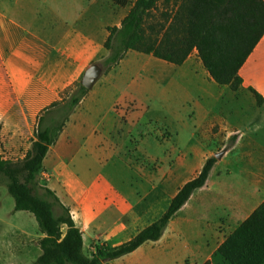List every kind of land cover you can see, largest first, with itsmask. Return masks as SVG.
I'll return each mask as SVG.
<instances>
[{"label":"crops","instance_id":"0c3cea01","mask_svg":"<svg viewBox=\"0 0 264 264\" xmlns=\"http://www.w3.org/2000/svg\"><path fill=\"white\" fill-rule=\"evenodd\" d=\"M136 1L0 0V134L5 150L27 156L40 119L92 64L109 56V28L121 27ZM168 1L177 10L182 5L181 0L177 7L175 0ZM151 57L129 51L102 75L50 148L41 175L49 172L56 179L54 192L82 232L84 252L91 254L100 244L120 246L158 221L179 190L215 157L206 185L175 215L162 238L111 264H233L220 248L264 203V103L258 105L252 92L264 100V37L240 71L239 92L250 107L235 102L221 113L230 86L218 85L192 55L181 66L168 63L176 77V96L192 104L187 145L171 132L167 140L185 158H169L168 168L165 160L148 176L141 164L130 166L136 181L88 184L78 165L88 158L96 161L110 149L111 125L120 122L128 105L123 75L132 64L151 63Z\"/></svg>","mask_w":264,"mask_h":264},{"label":"trees","instance_id":"16d2710c","mask_svg":"<svg viewBox=\"0 0 264 264\" xmlns=\"http://www.w3.org/2000/svg\"><path fill=\"white\" fill-rule=\"evenodd\" d=\"M159 1L168 0H137L122 22V27L109 28L110 36L105 43L109 56L100 63L103 69L119 65L129 51L152 55L181 66L196 50L203 66L218 85L230 86L235 90L240 88V71L264 37V0H190L192 8L183 20L176 21L175 17L174 21H156L147 25L144 14L150 16L149 11ZM181 1L184 4L178 13L186 8V0ZM153 26L157 28L155 36L148 33ZM176 32L178 34L174 36ZM75 86L76 90L62 101V107L57 111L62 120L55 137L52 135L53 127L43 124L50 110L40 119L34 150L28 154L25 163L31 178L41 175L50 148L56 144L70 116L89 93L81 82ZM73 88L69 87L65 93ZM252 92L258 105H262L263 98ZM216 162L215 157L207 160L199 175L179 190L158 221L120 246L97 245L90 256L84 252L82 232L76 226L69 208L62 204L55 192L44 188L55 198L63 211L62 215H57L50 203L34 197L27 185L18 181L16 173L20 164L4 161L1 156L0 186H6L14 197L16 212H30L36 218L42 235L39 240L42 255L35 264H111L146 243L159 241L175 215L197 190L206 185ZM219 252L233 264H243L233 262L237 257L248 258L249 262L244 264L264 263V203L229 237Z\"/></svg>","mask_w":264,"mask_h":264},{"label":"rangeland","instance_id":"374dc122","mask_svg":"<svg viewBox=\"0 0 264 264\" xmlns=\"http://www.w3.org/2000/svg\"><path fill=\"white\" fill-rule=\"evenodd\" d=\"M177 2L175 0V7L178 6ZM185 7L184 11L178 13L179 9L172 8L169 1H159L157 6L149 11L150 16L144 14V21H147V25L154 24L156 21H170L171 19L174 21L175 17H177L176 21H181L189 15L192 8L190 0L185 1ZM148 33L155 36L157 28L150 27ZM177 34L178 32L174 36ZM191 55L197 61L200 60L196 50ZM104 59L99 63H102ZM150 59L151 63L145 65L142 63L130 65L123 75L124 85L122 87L129 84L128 105L122 108L124 112L120 122L111 125V134L108 137L111 143L110 149L102 153L98 160L91 161L88 158L78 165L77 172L80 178L88 184L92 181L105 183L109 180L119 184L122 179L136 181V177L130 175L128 167L141 164L145 176H148L153 168L162 165L165 160L167 164L165 168H168L169 158L176 156L178 161H181L186 156L173 152L167 140H170L169 132H171L176 135V139H178L177 134L179 135L183 146L187 145L192 104L191 102L184 104L183 98L176 96L178 93L174 86L176 77L169 69L170 65L153 57ZM115 67L104 69V73ZM132 82H135L136 86L132 87ZM75 90L76 86L71 91L63 93L62 100L55 104L56 107H51L50 113L46 115L43 124L53 127L54 137L58 134L62 120L57 111L60 106L62 107V101L68 99ZM131 98L134 99L130 101ZM235 102L243 103L246 109L251 105L247 96L239 92V88L235 90L230 87L226 92L220 112L226 113V106ZM216 130L218 132L219 128ZM34 135L36 136L37 133L35 132ZM35 141L36 139L31 143L28 154L33 152ZM0 156L4 161L14 165L20 164L16 173L18 181L27 185L34 197L50 203L57 215L63 214L55 198L44 190L48 188L57 193L56 179L51 173L46 171L48 173L45 175L31 178L25 167L27 156L20 158L12 151L5 150L1 134ZM189 158L194 159V156L189 155ZM162 200L161 198V203ZM41 237L35 216L26 211L16 212L14 197L6 186H0V264H35L41 254L39 248ZM85 254L90 256L92 253L85 252Z\"/></svg>","mask_w":264,"mask_h":264},{"label":"water","instance_id":"95a60500","mask_svg":"<svg viewBox=\"0 0 264 264\" xmlns=\"http://www.w3.org/2000/svg\"><path fill=\"white\" fill-rule=\"evenodd\" d=\"M104 73L103 67L100 63L92 64L85 72L81 84L87 90H92L95 84L100 80Z\"/></svg>","mask_w":264,"mask_h":264}]
</instances>
